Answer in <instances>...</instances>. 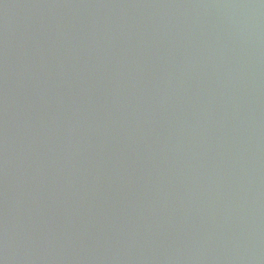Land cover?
<instances>
[{
	"label": "water",
	"instance_id": "95a60500",
	"mask_svg": "<svg viewBox=\"0 0 264 264\" xmlns=\"http://www.w3.org/2000/svg\"><path fill=\"white\" fill-rule=\"evenodd\" d=\"M0 264H264V0H0Z\"/></svg>",
	"mask_w": 264,
	"mask_h": 264
}]
</instances>
